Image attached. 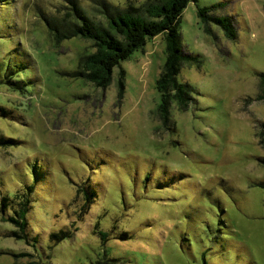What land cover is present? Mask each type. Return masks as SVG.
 I'll return each instance as SVG.
<instances>
[{"label": "rangeland", "instance_id": "rangeland-1", "mask_svg": "<svg viewBox=\"0 0 264 264\" xmlns=\"http://www.w3.org/2000/svg\"><path fill=\"white\" fill-rule=\"evenodd\" d=\"M145 1L77 3L106 25L102 2ZM218 3L214 13L232 17L234 39L214 24V34L203 31L197 8ZM69 6L0 0V79L18 83L0 82V203L33 187L26 237L0 219V264H264V100H254L264 0L188 2L179 30L197 62L184 61L178 79L194 99L171 105L168 127L157 114L163 35L121 61L103 89L64 74L91 51L78 37L57 45L47 30L43 16ZM62 229L72 236L53 244L50 234Z\"/></svg>", "mask_w": 264, "mask_h": 264}, {"label": "trees", "instance_id": "trees-1", "mask_svg": "<svg viewBox=\"0 0 264 264\" xmlns=\"http://www.w3.org/2000/svg\"><path fill=\"white\" fill-rule=\"evenodd\" d=\"M191 0H146L139 7L129 5L126 8L111 7L102 2L106 14V25H98L90 19L77 0H68L69 11L60 17L43 16V21L55 44L65 39L78 37L90 41L91 51L84 52L78 57L76 68L64 71L71 78H81L93 85L106 88L112 80V73L120 62L130 54L144 46L147 38L162 34L165 42V61L156 80V89L159 93L158 118L163 126L172 125L170 107L176 103L180 109H186L192 97V86L178 79L184 61H196V56L184 53L181 43L179 21L183 9ZM221 4L198 7L197 16L202 23L203 31L214 34L212 24L223 29L227 38L234 39L236 30L232 17L217 15L214 9ZM125 71H118L119 94L123 89ZM10 76V75H9ZM4 75L1 83L18 85L11 77ZM259 91L254 100H264V71L258 72ZM259 143L264 146V122L260 123L257 133ZM264 166V157L259 159ZM264 186V183H261ZM28 191L15 193L14 197H4L0 203L1 220L12 222L17 226L19 237H26V214L31 208V194L33 187ZM88 196V193H87ZM88 207V205H87ZM74 224L71 225L73 227ZM74 230V228H73ZM73 230L62 229L52 232L50 239L53 244L71 237ZM101 238L107 232L99 231ZM33 256L20 253L16 256ZM114 259H102L92 264H113Z\"/></svg>", "mask_w": 264, "mask_h": 264}]
</instances>
